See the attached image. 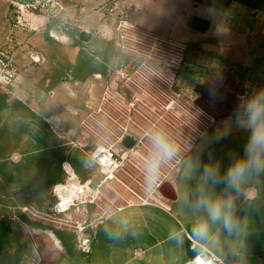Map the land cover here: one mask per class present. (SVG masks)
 Returning a JSON list of instances; mask_svg holds the SVG:
<instances>
[{"label": "crops", "instance_id": "0c3cea01", "mask_svg": "<svg viewBox=\"0 0 264 264\" xmlns=\"http://www.w3.org/2000/svg\"><path fill=\"white\" fill-rule=\"evenodd\" d=\"M107 1L109 0H68L70 23L49 22L43 16L28 15L29 23L17 28L15 35L17 44L20 45L17 60L21 74L11 89L19 94L20 98L15 99L19 104L22 102L29 106L30 112L45 122L56 120L62 121L63 125L66 122L71 124L77 117L74 113L77 108L65 99L78 98L77 89L81 90V81H75L73 86L72 81H69L72 77L63 75L60 65L62 59L57 58L62 57L63 53L56 52L58 49L50 46L37 49L35 39L48 30L51 38L63 44L71 45L73 42L79 45L82 40L88 41L93 33L116 40L114 27L109 24L118 13L116 11L110 15L105 10ZM179 1L182 4L183 0H171L169 3L179 6ZM186 1L193 10V17L201 20L193 27L188 24L187 28L194 30L197 41L206 42V46L202 48L213 55V61L220 65L208 68V75L198 80L197 84L179 77L183 85L199 87L201 97L208 105L210 124L190 152L180 160L174 177L168 181L172 184L171 191L175 200L157 194L145 202L135 196L127 204L119 206L112 197L110 200L115 203L114 208L106 210L107 213L101 219L92 212L82 232L47 219L52 214L40 211L36 207L38 203L23 205L21 210L11 204L6 210H0V264H22L25 259L31 260V264H186L189 258L185 244L189 238L195 244L205 246L217 254L225 264H264V196L258 187L263 183L264 169L247 173L238 189L233 188L225 178L231 166L247 158L246 150L253 128L239 126L237 121H243L246 125L250 103L260 111L257 124H264L262 88L256 89L251 78L252 74L259 71L255 60L260 54L258 50L253 51L248 47L252 42L261 43L263 34L258 29H246L240 23H237V27L234 23L224 22L225 13L205 3ZM116 2L118 11L119 5L133 10L135 18L131 22L140 28L149 29L144 17L154 15L155 0ZM205 6L216 12L212 14L205 10ZM244 6L249 7L238 5L235 8ZM129 16L131 17L130 14ZM245 22L247 26L249 23ZM235 46L239 47V51L232 53L231 59L228 57V48L236 49ZM52 54L56 56V70H61L53 75L62 74L55 82L50 80L47 83L50 89L47 92L41 86L44 80L41 82L40 77L42 71L52 65ZM228 59L241 70L228 71L225 66ZM34 63L40 66L35 69ZM237 72L239 76L236 75ZM113 74L115 72L110 76L113 77ZM96 77L102 76L97 73ZM261 158L264 159V152L261 153ZM65 161L68 160L63 162ZM206 169L213 170L216 178H209ZM177 183L179 194L175 185ZM52 198L53 191L49 201H54ZM202 200L212 203L223 201L225 204L231 202V208L226 209L234 224L231 231L226 230L221 222L212 221L207 208L199 206ZM50 210L52 211V202ZM8 222L15 224L9 231ZM205 224L207 232L201 235L196 229ZM91 229L93 231L89 235ZM65 232L78 235L79 247H82L79 239L88 242L89 250H86L83 258L72 254L73 247L66 239ZM27 264L30 262L27 261Z\"/></svg>", "mask_w": 264, "mask_h": 264}, {"label": "rangeland", "instance_id": "374dc122", "mask_svg": "<svg viewBox=\"0 0 264 264\" xmlns=\"http://www.w3.org/2000/svg\"><path fill=\"white\" fill-rule=\"evenodd\" d=\"M116 1H107L105 10L109 11L110 15L111 12L118 13L112 16L114 19L109 24L114 27L117 41L93 33L88 41L82 40L79 45L73 42L71 45L63 44L51 38L48 30L40 33L35 39L37 49L50 46L58 49L56 52L63 53L62 57L57 58L62 59L60 65L63 68V75L72 77L69 81H72L73 86L75 81H81V90L77 89L78 98L65 99L77 108L74 112L77 117L71 124L68 125L66 122L63 125L62 121L56 120L45 122L32 114L29 106L22 102L19 104V101L15 100L20 97L11 89L12 85L0 87V210H6L11 204L21 210L23 205L38 203L37 206L34 205L40 211L52 214L50 207L53 201L49 199L54 184L66 178L62 170L63 161L68 160L76 173L80 177H85L96 169L94 161L90 158L91 151L98 146L115 150L126 134L134 135L138 139V145L134 150L127 151V158L118 157L120 166L114 172L116 178L110 185H104V194L109 198L114 197L117 200L116 205L119 206L130 202L137 194L157 195L156 187L171 181L180 160L190 152L196 140L209 126L208 105L201 97L199 87L185 86L179 81L181 77V80L197 84L198 80L208 75V68L220 65L213 61L215 59L213 55L202 48L206 46V42L197 41L194 30L187 28L195 19L188 1L183 0L182 4L179 1L178 6L173 3L174 1L169 3L171 0H155L154 15L144 17L149 29L140 28L131 22V19L135 18L133 10L119 5L118 11ZM67 5L69 6L68 2ZM10 6L9 0H0V48L10 46V49L18 54L20 45L17 44L15 33L17 28L26 26L29 20L27 18L22 25L16 27L15 13L12 8L9 9ZM112 8L116 9L111 11ZM204 8L212 14L216 12L211 7ZM129 14L131 17H128ZM62 20L56 22L70 23L68 20ZM223 21L234 23L237 27H239L237 23H240V26L246 29L253 28L262 32L261 43L252 42L248 47L253 51L258 50L260 54L255 60L259 71L252 74L251 78L256 89L262 88L264 97V12L244 6L225 13ZM245 21L249 23L247 26ZM120 22L131 27L127 35L138 43L136 57L127 55L119 47L122 44L119 41ZM145 32L152 34L151 40L144 36ZM188 47L190 48L186 57ZM238 48H228V57L233 59L232 53L238 52ZM180 49L185 50V54L181 70L177 73V65L182 57ZM54 59L56 56L52 54V65L46 67L40 77L41 82L44 80L41 86L47 92L50 90L47 83L50 80L55 82L62 74L61 72L53 75L54 72L61 71L56 70ZM231 59L226 60L225 64L228 71L241 70L237 64L230 62ZM39 66L33 64L35 69ZM112 72H115L113 77L110 76ZM97 73L102 77L97 78ZM236 75L239 76V72ZM109 76L108 87L115 85L114 87L124 94L125 99L110 94L107 99L101 100ZM114 81L116 83H113ZM126 86L131 89L128 91ZM178 93H181V96ZM157 133H163L175 146L176 152L171 159L160 162L153 180L149 177L147 160L153 152L151 137ZM68 137L81 146L82 143L88 144L85 152L73 147L72 144L69 145ZM173 180L175 183V179ZM262 181L258 187L264 196V180ZM175 185L179 194V183ZM101 207V212L114 208L105 198ZM172 211L176 213L174 209ZM14 225L8 222L7 230L12 229ZM92 231L89 230V235ZM65 234L73 247L72 254L77 258H83L87 249L78 246V235L74 232ZM1 257L2 255L0 261ZM27 261L31 264V260ZM27 261L25 259L22 264H27Z\"/></svg>", "mask_w": 264, "mask_h": 264}, {"label": "built area", "instance_id": "2783aa9c", "mask_svg": "<svg viewBox=\"0 0 264 264\" xmlns=\"http://www.w3.org/2000/svg\"><path fill=\"white\" fill-rule=\"evenodd\" d=\"M9 1L11 8L15 13L14 20H16L14 22L16 27L22 25L21 23L28 18V15L43 16L49 22H54L60 19H63L62 21L69 20L70 9L66 0ZM114 9L115 8H112L111 11H114ZM129 26L130 25L123 22H120L119 24V41L122 42L120 47L127 55L136 57L138 55L137 49H139V47H137L138 43L131 40V36L127 35V32L131 29ZM133 30L135 29L133 28ZM52 35L57 36L55 33H52ZM144 36L151 40L150 36H152V34L145 32ZM180 54L182 57L177 65V73L181 70L185 50L180 49ZM19 75V62L17 60L16 52L10 49V46L0 48V87L2 86L5 88L8 85H14ZM114 86L107 87L102 100L107 99V96L110 94L119 95V98L121 99L126 98L124 94L119 92L118 88ZM126 87L128 91L131 89L129 86ZM178 94L181 96V93ZM127 136H132L136 140V143L132 148H128L124 144V139ZM67 139H69V145L72 144L73 147H78L85 152V148L88 144L81 142V146V144H76L71 137H68ZM117 145L118 147L115 150H108L105 146H98L92 150L90 158L94 161L96 169L85 177H80L69 161L63 162L62 169L66 178L64 181L57 182L53 187V213L52 215L47 216V219L73 228L78 232H82L88 224V218L92 212L98 215L99 219L107 213V211L101 212V203L104 198L105 200L108 199L112 206L115 205V203H113L110 198L104 194L103 187L105 184L110 185L113 182V179L116 178L114 172L120 166L118 163V157H121L122 159L127 158V151H132L137 147L138 139L132 134H126ZM162 185L163 184H159L156 187V191H158L157 194L160 193L159 189ZM153 195L154 194L141 196L137 194L136 197H139L142 201L147 202L153 197ZM79 242L82 247L89 250V244L86 240L79 239ZM186 264H225V262L210 249L202 246V251L194 258L189 259Z\"/></svg>", "mask_w": 264, "mask_h": 264}, {"label": "clouds", "instance_id": "9594fccd", "mask_svg": "<svg viewBox=\"0 0 264 264\" xmlns=\"http://www.w3.org/2000/svg\"><path fill=\"white\" fill-rule=\"evenodd\" d=\"M260 111L250 103L249 118L247 123L238 120L239 126H247L253 128L251 139L247 148V158L237 161L231 166L226 175V180L233 188L238 189L240 182L245 175L253 170L260 171L264 169V159L261 158V153L264 152V124H257V119ZM153 152L147 160V168L149 177L155 179L159 169L160 162L165 159H171L176 152L175 146L166 138L163 133H157L151 137ZM206 175L209 178H216L215 172L211 169H206ZM199 206L206 207L213 222H221L226 230L231 231L234 227L232 218L226 213V209L231 208V202L225 204L223 201L214 203L206 200L200 201ZM196 231L199 234L207 232V225L199 226Z\"/></svg>", "mask_w": 264, "mask_h": 264}, {"label": "trees", "instance_id": "16d2710c", "mask_svg": "<svg viewBox=\"0 0 264 264\" xmlns=\"http://www.w3.org/2000/svg\"><path fill=\"white\" fill-rule=\"evenodd\" d=\"M195 2L205 3L213 8H216L223 13L231 12L238 5H247L253 10L264 12V0H193ZM195 20V21H194ZM201 21L200 19H193L190 22L191 26H195L196 22ZM206 24V22H205Z\"/></svg>", "mask_w": 264, "mask_h": 264}, {"label": "water", "instance_id": "95a60500", "mask_svg": "<svg viewBox=\"0 0 264 264\" xmlns=\"http://www.w3.org/2000/svg\"><path fill=\"white\" fill-rule=\"evenodd\" d=\"M135 143H136V140L132 136H127L124 139V144L128 148H132L135 145ZM171 189H172V184L170 182H165L160 187L159 191L163 196H165L169 200L174 201L175 195L172 193ZM185 250H186L187 257L189 259H192L202 251V246L199 244H194V241L189 238L185 244Z\"/></svg>", "mask_w": 264, "mask_h": 264}]
</instances>
